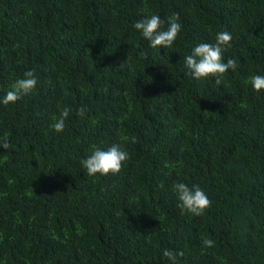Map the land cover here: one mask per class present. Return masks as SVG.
I'll return each mask as SVG.
<instances>
[{"label": "trees", "instance_id": "1", "mask_svg": "<svg viewBox=\"0 0 264 264\" xmlns=\"http://www.w3.org/2000/svg\"><path fill=\"white\" fill-rule=\"evenodd\" d=\"M173 12L171 48L133 27ZM220 31L235 71L194 80L184 57ZM29 70L36 89L0 102V264H264V0H0V101ZM113 144L120 173L88 176L80 160ZM175 182L205 191V215Z\"/></svg>", "mask_w": 264, "mask_h": 264}, {"label": "clouds", "instance_id": "2", "mask_svg": "<svg viewBox=\"0 0 264 264\" xmlns=\"http://www.w3.org/2000/svg\"><path fill=\"white\" fill-rule=\"evenodd\" d=\"M179 20V14L175 12L168 16L166 20L161 19L157 14H150L135 22L133 27L149 42L151 48H171L182 29ZM231 41L232 35L228 31H220L216 33L214 43H197L191 49V54L184 57L188 74L197 81L214 78L215 83L220 85L223 76L229 70L235 71L236 69L235 58H228L225 62L224 57V51L231 46ZM142 55H146V53H142ZM37 83V77L33 71L24 72L23 77L15 80L11 85V89L0 102L4 105L16 103L31 94L36 89ZM250 83L256 92L264 91V75L251 76ZM85 111V107L82 106L77 115L83 117ZM69 113L70 109L67 107L60 112L59 117L51 125L55 132L64 131L65 121ZM132 142H135V137L132 138ZM10 147L11 144L7 138L0 139V149L7 150ZM129 159V153L118 144H113L107 150L93 146L92 154L81 159L80 164L90 177L107 176L109 174H119L122 166ZM172 191L177 198V206L182 212L191 216L201 217L211 207V200L199 185L190 187L183 182H175ZM203 245L212 248L215 246V242L212 239L205 238ZM162 254L170 264H178L177 257L184 256L183 251L177 252L170 249L163 250Z\"/></svg>", "mask_w": 264, "mask_h": 264}]
</instances>
